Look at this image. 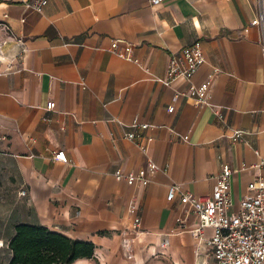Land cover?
I'll return each mask as SVG.
<instances>
[{"label":"crops","instance_id":"crops-1","mask_svg":"<svg viewBox=\"0 0 264 264\" xmlns=\"http://www.w3.org/2000/svg\"><path fill=\"white\" fill-rule=\"evenodd\" d=\"M26 1L0 0L12 32L0 24V264L19 223L94 243L92 257L69 264H213L191 234L192 205L179 192L166 200L167 186L209 195L227 163L237 201L259 172V0H48L41 12ZM195 40L204 63L166 84L170 52ZM59 149L67 161L53 158ZM149 160L158 168L146 185L114 176Z\"/></svg>","mask_w":264,"mask_h":264},{"label":"built area","instance_id":"built-area-1","mask_svg":"<svg viewBox=\"0 0 264 264\" xmlns=\"http://www.w3.org/2000/svg\"><path fill=\"white\" fill-rule=\"evenodd\" d=\"M47 2L48 0H28L24 5L30 10L41 12ZM151 2L158 3L159 0H151ZM6 17L7 15L4 14V19ZM254 23L260 31L258 42L264 54V0H259ZM0 24L12 33L6 20ZM3 44L4 42L0 41V48ZM204 61L200 40H195L191 44L170 52L165 83L168 84L178 77L189 79ZM10 69L11 66L8 67V70ZM219 72V68H213V74ZM190 95L198 106L207 104L202 88L195 87ZM52 107L53 102L49 101L46 109L51 110ZM168 109L172 110L173 105H169ZM131 125L141 128L150 126L146 122L141 123L137 120H134ZM243 132L241 129L234 130L232 140H239ZM125 136L134 139L136 134L129 131ZM53 158L67 161L65 151L62 149L54 151ZM251 167L258 169L259 172L247 182L246 193L237 201H234L231 191V176L234 171L227 163L221 165L215 176L216 187L209 195L193 196L175 182L167 186L166 200H172L175 193L179 192L180 200L192 205L198 221L191 228V234L196 239L205 241L209 246L214 258L213 264H264V159L251 164ZM157 168V164L149 160L147 166L137 172L117 169L114 176L117 180H125L129 185L134 183L146 185L149 182V176ZM25 193V190L19 192L20 195H25ZM206 228H211L212 233L204 238Z\"/></svg>","mask_w":264,"mask_h":264},{"label":"trees","instance_id":"trees-1","mask_svg":"<svg viewBox=\"0 0 264 264\" xmlns=\"http://www.w3.org/2000/svg\"><path fill=\"white\" fill-rule=\"evenodd\" d=\"M9 248L8 264H69L77 258L92 257L95 245L42 225L19 223L15 226Z\"/></svg>","mask_w":264,"mask_h":264}]
</instances>
